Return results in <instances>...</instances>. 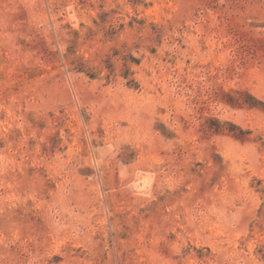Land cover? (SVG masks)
<instances>
[{
  "label": "rangeland",
  "instance_id": "1",
  "mask_svg": "<svg viewBox=\"0 0 264 264\" xmlns=\"http://www.w3.org/2000/svg\"><path fill=\"white\" fill-rule=\"evenodd\" d=\"M0 264H264V0H0Z\"/></svg>",
  "mask_w": 264,
  "mask_h": 264
}]
</instances>
